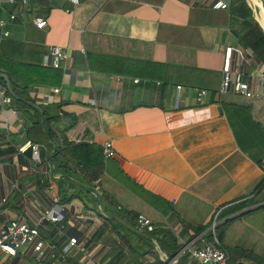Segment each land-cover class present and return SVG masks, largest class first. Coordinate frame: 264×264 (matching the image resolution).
Instances as JSON below:
<instances>
[{
	"label": "crops",
	"instance_id": "obj_1",
	"mask_svg": "<svg viewBox=\"0 0 264 264\" xmlns=\"http://www.w3.org/2000/svg\"><path fill=\"white\" fill-rule=\"evenodd\" d=\"M35 1L32 5L38 6ZM247 1L264 29L263 1ZM214 4L215 0H78L77 4L44 0V12L36 10L35 17L42 15L48 26L39 29L28 17L32 6L22 13L0 0V23L6 22L0 24V43L12 40L37 48L46 68H54L53 45L69 51L58 68L63 72L61 84L36 86L30 94L36 105L62 104L52 122L57 146L65 140L102 147L113 141L116 156L107 160L106 176L118 185L123 206L131 207L129 194H134L129 186L173 207L163 223L181 225L182 220L209 226L217 221L218 227L227 219L218 221L223 209L250 202L230 225L228 239L264 254V97L219 91L227 45L243 48L242 54L234 55L232 68L240 70L257 93L264 89V64L235 38L230 9ZM141 61L163 63L170 71L184 73L200 69L202 82H172L163 94L160 81L134 74ZM178 85L183 87L180 91ZM197 89L208 91L201 104ZM25 109L33 112L13 101L0 111V232L13 220L36 224L59 205L64 208L60 227L40 226L44 239L57 242L58 256L75 236L89 252L90 261L81 259L84 264H153L149 259L159 257L140 238L132 239L138 252H131L128 218L117 217L114 223L99 214L102 206L86 197L88 202L77 196L61 200L57 175L52 173L55 144L46 140L42 127ZM239 124L247 130L242 133ZM235 129L255 147L253 155L240 147ZM30 141L40 145L41 163L33 159L31 148L20 150ZM150 208L145 212L157 211ZM133 223L135 228L136 219ZM79 255L68 258L75 261ZM47 260H55L51 250ZM0 264L40 262L34 243H29L15 256L0 249Z\"/></svg>",
	"mask_w": 264,
	"mask_h": 264
},
{
	"label": "trees",
	"instance_id": "obj_2",
	"mask_svg": "<svg viewBox=\"0 0 264 264\" xmlns=\"http://www.w3.org/2000/svg\"><path fill=\"white\" fill-rule=\"evenodd\" d=\"M263 4H264V0ZM231 26L235 38L243 46L248 47L264 64V29L255 18L253 9L248 4L247 0H231ZM134 74L147 78L148 80L160 81L163 94L166 92L168 85L172 82H183L189 84H200V69H191L184 73L183 69L170 71V66L163 63L137 62ZM185 71V70H184ZM2 73H7L10 78L11 89L7 87V82ZM63 72L58 68H46L40 63V52L37 48L25 44H21L12 40H6L0 43V84L6 87L12 102L20 103L23 107L33 109L32 113L27 111V116L35 123L42 127V132L49 142H54L56 132L52 127V122L58 118L57 109L61 108L62 104L53 103L48 105H36L30 92L36 86H58L62 82ZM253 123V121H252ZM254 124V123H253ZM240 130L245 132L247 129L241 125ZM258 126V124H254ZM245 129V130H244ZM235 134L240 144V147L247 153L252 154L254 146L243 141L246 139L239 134L235 129ZM250 132V130H249ZM246 135V134H245ZM35 142V140H34ZM52 144V143H51ZM257 146V145H256ZM52 154V173L57 175L59 185V194L61 200L69 201L73 197H80L85 202L86 198L95 204H98L101 209L98 211L100 215L108 217L115 223L117 217L128 218L131 223L129 233L126 239L130 242L131 252H138L137 242L133 244V238H140L147 244V247L158 249L168 256H173L181 249L177 233L167 227V223H163L164 216L173 212V207L169 203H164L158 196L147 192L138 191L128 186V189L134 195L129 194L131 207L123 206L122 196L117 192L118 185L106 176L108 169V159L104 156L103 147L97 144L90 143H75L71 144L64 141L61 146L53 147ZM59 175V176H58ZM98 185L100 186L99 188ZM88 204V203H87ZM251 203L244 201L236 203L223 209L218 221L224 220L237 212L245 209ZM166 205V206H165ZM146 207H151L157 210L150 213L145 212ZM150 208V210H151ZM133 211L143 213L156 221L157 228L152 232H139L133 225L135 217L132 216ZM251 210L247 213H250ZM161 214V215H160ZM242 215L236 216L226 222L220 224L216 229V235L222 246L229 252L235 261H242V264H264V254L257 252L255 249L246 247L245 245H236V242L229 240L230 225L240 219ZM177 217V216H176ZM160 221H158L157 219ZM156 219V220H155ZM181 220V219H180ZM181 222V233L185 239L194 237L195 235L206 231L209 226H194ZM61 223L56 224L59 228ZM227 240V241H226ZM229 241V243H228ZM57 243V242H56ZM146 252L143 254L145 255ZM123 258V257H122ZM119 260H123L120 259ZM157 260L160 261L158 258ZM155 264V263H153ZM160 264H164L161 262Z\"/></svg>",
	"mask_w": 264,
	"mask_h": 264
},
{
	"label": "built area",
	"instance_id": "obj_3",
	"mask_svg": "<svg viewBox=\"0 0 264 264\" xmlns=\"http://www.w3.org/2000/svg\"><path fill=\"white\" fill-rule=\"evenodd\" d=\"M35 0H6L7 3L14 7H18L19 11L24 13V10H31L32 3ZM70 3L77 4L78 0H66ZM231 6V0H215L214 7L217 9L229 10ZM70 9H68L69 11ZM11 20L16 18V14L10 16ZM1 26H5L6 22L1 21ZM34 24L39 29H45L48 26V20L42 15H38L34 18ZM9 32H5V36H8ZM243 48L234 45H227L224 55L223 64V80L219 89L220 93H226L233 91L234 93L248 97H264V89L259 93L252 90L248 81L245 80L244 74L238 70L232 68V61L235 54H242ZM51 54L53 55V61L51 65L54 68H60L62 62L69 58V51L58 45L51 47ZM46 64L48 61L46 59ZM262 84L264 85V73L261 75ZM138 81V80H136ZM183 87L177 86L180 91ZM58 91V89H55ZM197 103L204 102L208 91L206 89H197ZM12 104V98L8 94L6 87L0 86V111ZM28 148L32 150L33 159L37 162L42 161L40 145L34 142H28L20 148L22 152ZM104 156L106 159H110L116 156V149L112 140H107L103 144ZM264 167V163H263ZM98 188V187H97ZM64 218V208L56 205L53 209L47 210L45 214L39 217V221L36 224H28L25 222H19L16 220L7 223L0 232V249L5 253L15 256L20 248L23 246L34 243V251L36 253V259L40 264H64L70 255L83 254L84 261H90L86 257H89L87 249L79 242L78 238L73 236L62 247V254L58 256L55 253L57 243L53 239H44L41 236L40 226L44 223H59ZM136 226L135 229L139 232H152L157 228L156 221L144 213L135 214ZM217 221H215L206 231L194 234L192 239H185L182 237L181 225L177 224L174 227L167 224V227L173 229L179 238L181 249L173 256H168L164 252L155 249L153 252L157 254L161 262L164 264H242V261L233 262L229 252L222 246L220 240L216 235ZM51 250V257L55 259L49 262L48 256ZM155 256L149 259L150 262H158Z\"/></svg>",
	"mask_w": 264,
	"mask_h": 264
},
{
	"label": "rangeland",
	"instance_id": "obj_4",
	"mask_svg": "<svg viewBox=\"0 0 264 264\" xmlns=\"http://www.w3.org/2000/svg\"><path fill=\"white\" fill-rule=\"evenodd\" d=\"M40 4L37 6V5H32V9H33V13H31V14H28V17H29V19L32 21V20H34V18H35V12H36V10H42V12H44V0H37ZM36 2V1H35ZM33 4V3H32ZM11 7V6H10ZM44 15V14H43ZM52 226H54L53 224H52ZM172 226V225H171ZM175 226V225H174ZM174 226H172V227H174ZM40 231L42 232L41 233V235H42V237L44 238V230L41 228L40 229ZM227 241V240H226ZM228 243H229V241H228ZM263 250V252H264V249H262ZM84 257V255L83 254H80L79 256H77V258H75L76 260L74 261V258H68V260L65 262V264H84V263H82L81 262V259ZM37 260V259H36ZM236 259H235V257H233V262L235 261ZM142 261H144L145 262V260H143L142 259Z\"/></svg>",
	"mask_w": 264,
	"mask_h": 264
},
{
	"label": "water",
	"instance_id": "obj_5",
	"mask_svg": "<svg viewBox=\"0 0 264 264\" xmlns=\"http://www.w3.org/2000/svg\"><path fill=\"white\" fill-rule=\"evenodd\" d=\"M3 76H4V78L6 79L7 87L11 89L10 79L8 78V76H7L6 74H4ZM243 212H244V210H243V211H240V212H238V213H236L235 215H232L231 217L227 218L226 221H228V220H230V219H232V218H234V217H236V216L242 214Z\"/></svg>",
	"mask_w": 264,
	"mask_h": 264
},
{
	"label": "bare ground",
	"instance_id": "obj_6",
	"mask_svg": "<svg viewBox=\"0 0 264 264\" xmlns=\"http://www.w3.org/2000/svg\"><path fill=\"white\" fill-rule=\"evenodd\" d=\"M258 7V6H257ZM260 10V9H259ZM264 14V13H263Z\"/></svg>",
	"mask_w": 264,
	"mask_h": 264
}]
</instances>
